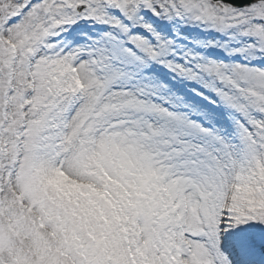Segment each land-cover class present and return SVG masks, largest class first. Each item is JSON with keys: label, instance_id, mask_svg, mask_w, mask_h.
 Masks as SVG:
<instances>
[{"label": "snow or ice", "instance_id": "1", "mask_svg": "<svg viewBox=\"0 0 264 264\" xmlns=\"http://www.w3.org/2000/svg\"><path fill=\"white\" fill-rule=\"evenodd\" d=\"M0 264H264V0H0Z\"/></svg>", "mask_w": 264, "mask_h": 264}]
</instances>
